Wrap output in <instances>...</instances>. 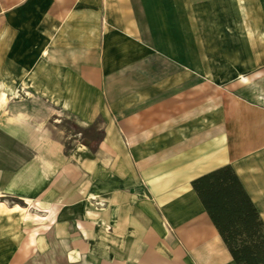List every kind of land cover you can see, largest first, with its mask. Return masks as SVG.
<instances>
[{
  "label": "crops",
  "instance_id": "crops-1",
  "mask_svg": "<svg viewBox=\"0 0 264 264\" xmlns=\"http://www.w3.org/2000/svg\"><path fill=\"white\" fill-rule=\"evenodd\" d=\"M252 4L256 14L264 0H0V74L7 61L18 60L11 53L29 27L42 40L30 47L33 60L24 74L36 94L81 127L103 121L104 137L94 152L79 134L69 154H63L61 143L54 147L49 164H62V177L55 191L47 192L45 206L28 202L42 216L19 206L1 207L33 224L24 248L35 264L44 261L37 252L39 237L51 241L59 209L76 205L83 209L81 222L75 223L80 235L94 224L113 228L118 244L137 237L133 242L140 243V251L120 259L234 264L190 182L231 166L264 221V28L258 20L247 25L246 5ZM167 16L172 30L161 28ZM197 32L206 36L201 59L175 55L171 60L161 52V35H173L178 44ZM167 67L173 68L168 76L162 73ZM200 78L221 84L222 90L215 101L207 90L204 103L192 97L195 101L176 106L191 117L189 130L195 135L187 144L175 142L174 158L161 166V112L172 103L165 84H174L177 97L183 85H197ZM198 114L207 117L205 123L192 118ZM198 132L205 134L198 138ZM218 132L239 136L213 138ZM29 188L37 186L30 182ZM86 196L92 204L82 203ZM154 244L161 246L158 253L151 252ZM68 259L63 261L89 264Z\"/></svg>",
  "mask_w": 264,
  "mask_h": 264
},
{
  "label": "rangeland",
  "instance_id": "rangeland-1",
  "mask_svg": "<svg viewBox=\"0 0 264 264\" xmlns=\"http://www.w3.org/2000/svg\"><path fill=\"white\" fill-rule=\"evenodd\" d=\"M254 6L253 4L246 5L248 7L245 15L247 25L258 20L264 28V4L256 14L252 13ZM255 16L256 18H252ZM161 28L172 30V21L168 16L161 21ZM257 30L259 31L260 28L257 27ZM197 33L192 37L182 36L181 43L178 40V44L174 43L173 35H161V52L171 60H174L175 55L178 60H188L190 57L201 59L206 36ZM40 40V37L30 34L28 27L22 42L21 40L18 42V50L16 53L14 50L11 53V57L16 54L18 60L16 62L13 59L7 61L5 69L0 74V96L2 93L5 94V99L0 100V254L5 256L0 264H35L31 260L32 252L24 248L26 232L33 224L21 220L20 212L7 213L1 207L2 205L7 208L19 206L28 209L30 213L42 216L44 213L37 211L34 207H29L28 202L45 206L42 202H45L47 192L55 191V184L61 179V173H63L60 169L62 164L60 166L49 164V160L54 159V147L57 143H61L63 154H69L78 136V134H73L72 130V123L75 121L59 111L58 107L52 103L40 98L36 94V86L31 85L28 77L24 75L29 70L27 66L33 60L34 54L30 52V47L40 45L42 43ZM213 54L219 55L220 53L215 51ZM172 70L173 68L167 67L162 73L168 76ZM200 80L202 78L199 79L197 85H187V87L183 85L182 94L177 97L172 94L174 84L168 81L165 84V94L167 98L171 97L170 105L173 103L175 105L171 108L167 105V108L161 112V166L167 165V161L174 158L171 156L175 152L172 146L175 142L187 144L195 135L189 130L191 117L180 114L176 108L183 107L185 102L195 101L196 98L197 101L204 103L206 97L202 99L201 96L207 90L210 98L213 96L215 101L217 92L222 90L221 84L208 85L205 82L201 83ZM164 89L162 88L161 91ZM192 97L195 99H191ZM210 98L209 102H212ZM192 118L200 125L205 123L207 117L198 114ZM97 120L99 127L102 128L103 121ZM203 134L205 132H198L197 137L200 138ZM223 134L230 139L239 136L237 132H218L213 134V138ZM240 134L245 135V133ZM198 142L201 143V140ZM65 146L70 149L65 151ZM164 170H167L166 167L163 168ZM87 172L85 171L86 174ZM30 182L34 183L37 188L31 190ZM59 198V202L62 203V195H59ZM85 198L82 203L90 201L92 204L93 199H88L87 196ZM82 213V206L79 205L64 206L59 209L55 224L57 234L51 241L44 235L37 240V252L43 256V264H66L63 259L67 256L70 263L85 260L89 264H101L104 261L113 262V264H139L128 258L120 259L121 256H128L127 252L140 251V243L133 242L137 237L128 236L126 243L118 244L111 237V233L115 231L113 228L109 226L100 228L94 224L86 226L87 232L80 235L75 228V223L81 222ZM91 220L93 221L92 217ZM101 233H103L102 238L99 236ZM61 238L65 239V243L60 242ZM96 238L98 242H95ZM159 247H161L160 244H154L151 252L158 253ZM58 254L60 257L57 260Z\"/></svg>",
  "mask_w": 264,
  "mask_h": 264
},
{
  "label": "trees",
  "instance_id": "trees-1",
  "mask_svg": "<svg viewBox=\"0 0 264 264\" xmlns=\"http://www.w3.org/2000/svg\"><path fill=\"white\" fill-rule=\"evenodd\" d=\"M72 130L90 141L91 152L104 137L98 120L86 127L72 123ZM190 186L234 264H264V221L231 166L198 176Z\"/></svg>",
  "mask_w": 264,
  "mask_h": 264
},
{
  "label": "bare ground",
  "instance_id": "bare-ground-1",
  "mask_svg": "<svg viewBox=\"0 0 264 264\" xmlns=\"http://www.w3.org/2000/svg\"><path fill=\"white\" fill-rule=\"evenodd\" d=\"M22 217V216H21Z\"/></svg>",
  "mask_w": 264,
  "mask_h": 264
}]
</instances>
